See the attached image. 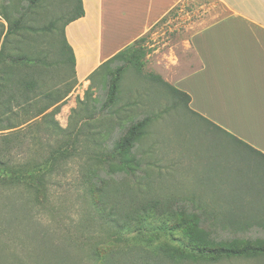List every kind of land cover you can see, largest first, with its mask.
I'll list each match as a JSON object with an SVG mask.
<instances>
[{"label":"rangeland","instance_id":"rangeland-1","mask_svg":"<svg viewBox=\"0 0 264 264\" xmlns=\"http://www.w3.org/2000/svg\"><path fill=\"white\" fill-rule=\"evenodd\" d=\"M78 1L43 0L40 9L33 10L26 21L28 30L12 39L44 40L51 86L63 92L73 86L69 96L58 105L55 120L65 130L74 129L80 139L78 156L66 164L67 172L54 177L49 185L48 202L41 211L38 225L31 229L33 233L36 230L38 238L34 239L30 232L28 240L21 237L25 245L19 242L20 247L14 250L16 264H109L107 260L99 261V257L90 258L97 247L105 259L111 258L112 264H264V258L218 261L215 255L193 248L187 229H177L173 218L161 216L159 212L151 211L140 220L128 221L125 215L132 213L138 200L164 203L166 198L172 197L132 196V178L122 182L118 189L109 188L111 197L107 201L114 203L111 212L119 227H111L108 239V226L103 217L109 212L102 216L95 211L88 193L90 171L98 164L95 161L98 148L93 139L103 135V141L113 143L125 135L133 123L150 118L149 135L136 152L146 165H151L147 168L150 177L142 179L143 171L136 183L143 181L153 187L162 181L176 197L187 198L197 210L202 204L209 218L218 213L221 219L254 220L248 236L242 237L264 240V157L192 113L184 99L175 96L158 80L161 78L173 86L176 80L198 67L190 38L227 17L223 3L184 0L136 46V49L141 48L142 54L135 64L118 61L100 69L92 79L83 83L77 80L76 84L71 66L65 64L60 53V45L66 24L77 14ZM1 7H6L15 20L22 10L30 7V1L0 0ZM0 22L7 30L8 24L1 19ZM42 28L46 31L37 33ZM115 86L118 89L113 97L114 105L103 109ZM82 102L91 105L89 112H83ZM95 104L97 108L92 117ZM36 122L41 123L42 118ZM16 130L2 131L0 136ZM41 137L44 140L46 135L42 133ZM53 139L56 142L57 138ZM33 150L38 154V143ZM9 152L10 157L20 163L32 156L28 145L17 143ZM6 193L0 188V196H10L12 192ZM227 230L232 231L233 227ZM218 234L229 237L219 230ZM2 240L6 243L3 248L10 253L13 245L8 248L6 238ZM45 244L56 252L43 259L41 245ZM162 247L176 249L180 259L171 261L157 253Z\"/></svg>","mask_w":264,"mask_h":264},{"label":"trees","instance_id":"trees-1","mask_svg":"<svg viewBox=\"0 0 264 264\" xmlns=\"http://www.w3.org/2000/svg\"><path fill=\"white\" fill-rule=\"evenodd\" d=\"M29 1L30 7L22 10L15 20L12 19L13 14L6 7H1L0 9V19L8 24L7 30H5L3 24H0V132L20 128L0 136V188H3L7 193L12 192L10 196H8L9 194L0 196V264H3V260L10 264H16L17 254L14 250L17 246L20 247L19 244L21 243L25 245L21 237L28 240L30 232H32L31 229L38 225L37 222L40 221L41 211L44 210L43 208L48 202L49 185L54 177L59 176L60 173L67 172L66 164L72 158L78 156L77 143L80 142L79 134L74 129L65 130L55 120V116L59 112L60 106L58 105L69 96L73 86L64 92L53 89L51 86L49 81L50 66L46 62L44 40H28V38L12 40L18 35L22 36L24 30H28L25 23L33 10L40 9L41 6L39 4L43 0ZM78 2L77 14L66 26L85 15L82 0ZM45 31L46 28H42L37 30V33L42 34ZM62 35L60 53L65 64L71 66L75 83L77 84L76 56L66 38L65 29ZM145 38L117 54L100 69L109 67L118 61H128L135 64L138 56L142 54L141 48L136 49V46L140 45ZM99 72L100 70L94 73L91 79ZM158 80L175 96L184 99L190 108L191 98L187 93L163 82L161 78H158ZM117 87H114L110 101L104 104L103 109H108L114 105L115 100L113 97L117 93ZM81 104L85 106L83 112L91 110L89 103L82 102ZM54 107L56 109L48 113ZM96 108L95 104L92 107V117ZM191 112L203 118L194 111L191 110ZM40 117L42 122H36ZM203 119L219 130L213 123L205 118ZM150 121V118H146L140 122L133 123L128 128L127 133L113 143L111 140L108 141V144L107 140L103 141V135L102 138L100 135L93 139L98 148L95 159L98 164H94L90 171L91 179L88 181V185H90L88 193L92 197L95 211L102 216H104L105 212H109H107L108 216L103 217V220H106L105 225L108 226L106 230L108 239L111 237L109 235L112 230L111 227H119V224L114 219L113 212H111L114 203H108L107 201L111 197L109 188L114 186L118 189L122 182L132 178L134 180L132 184L134 187L130 188L132 196L172 197L166 198L164 203L157 200L154 202L138 200V204L132 213L125 215L128 221L140 220L151 211L159 212L158 214L161 216L173 218L176 221L177 229H187V235L193 248L215 255V259L218 261L226 258L252 260L264 258V240L242 237V235L248 236V230L255 225L254 220L246 219L242 221L239 218L232 217L221 219V214L218 213L209 218V214L202 204L199 209H204L205 211L203 210L200 213L196 206H192L190 200L183 196L176 197L177 195L167 188L162 181H159L158 186L155 185L153 187L144 184L143 181L136 183L139 179L138 175L143 171L145 175L142 179L150 177L147 171L150 164L146 165V161L136 154L142 140L149 135ZM42 133L46 135L44 140L41 137ZM228 137L245 145V143L235 137L229 135ZM53 138H57L56 142ZM52 142H55L56 145ZM15 143L20 144V146L28 145L31 150L32 156L27 158L25 162L20 163L10 157L9 150ZM36 143H38V154L33 150ZM43 144L47 146L43 147ZM44 149L47 150L43 151ZM255 152L258 153L257 151ZM259 155L264 157L262 154ZM134 201L136 203V200ZM211 220L212 223L210 222ZM228 227H233V230L228 231ZM218 230L228 234L229 237L227 239L223 236L220 237ZM37 234L36 230H34L31 235L35 239L38 238ZM3 238L7 240L8 248L13 245L10 253H7L3 248L6 246V243L2 240ZM41 246L43 247L41 250L43 259H46L49 253L56 252L53 248L50 250V247L46 244ZM157 253L171 261L180 259L177 250L174 248L162 247ZM93 257H99V261L106 262L107 260L109 264H112L111 258L105 259L98 247L91 252L90 258Z\"/></svg>","mask_w":264,"mask_h":264},{"label":"crops","instance_id":"crops-1","mask_svg":"<svg viewBox=\"0 0 264 264\" xmlns=\"http://www.w3.org/2000/svg\"><path fill=\"white\" fill-rule=\"evenodd\" d=\"M183 1L82 0L85 15L65 27L78 82L148 36ZM220 1L227 17L192 35L198 67L173 86L190 96L192 111L264 156V0Z\"/></svg>","mask_w":264,"mask_h":264}]
</instances>
